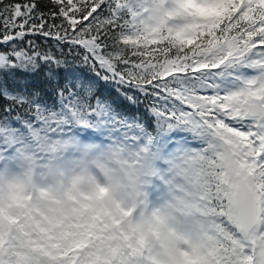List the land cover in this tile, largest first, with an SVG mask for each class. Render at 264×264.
Returning <instances> with one entry per match:
<instances>
[{
    "label": "rangeland",
    "instance_id": "1",
    "mask_svg": "<svg viewBox=\"0 0 264 264\" xmlns=\"http://www.w3.org/2000/svg\"><path fill=\"white\" fill-rule=\"evenodd\" d=\"M252 2L264 4L241 0L243 10ZM231 4L126 0L122 6L138 33L160 40L214 27ZM262 38L252 46L225 37L196 58L161 66L172 77L162 97L169 109L160 122L165 135L106 131L85 141L84 127L74 129L87 120L73 108L71 120L9 136V147L23 144L0 152V264H86L92 250L93 260L100 255L96 264H264ZM247 103L259 105L262 115L247 117ZM65 123L72 127L61 128ZM238 173L257 200L259 224L249 237L234 207ZM214 196L225 219L212 213ZM114 252L124 262L114 263Z\"/></svg>",
    "mask_w": 264,
    "mask_h": 264
},
{
    "label": "snow or ice",
    "instance_id": "2",
    "mask_svg": "<svg viewBox=\"0 0 264 264\" xmlns=\"http://www.w3.org/2000/svg\"><path fill=\"white\" fill-rule=\"evenodd\" d=\"M109 0H0V152L8 137L78 109L86 118L82 139L103 132H135L146 122L165 135L166 93L141 84L116 51ZM195 14V12H194ZM61 128L72 127L60 124ZM55 134V133H53ZM172 135H180L173 132Z\"/></svg>",
    "mask_w": 264,
    "mask_h": 264
},
{
    "label": "trees",
    "instance_id": "3",
    "mask_svg": "<svg viewBox=\"0 0 264 264\" xmlns=\"http://www.w3.org/2000/svg\"><path fill=\"white\" fill-rule=\"evenodd\" d=\"M125 2L126 0H109L108 7L111 13L108 19L113 22L112 36L116 48L112 54L118 58H124L132 65L128 71L137 77L141 84L155 82L153 86L158 87L164 93L167 89L165 82L172 78H165L164 72H159V68L165 63L196 58L197 53L221 42L225 37L236 36L240 38L239 42L250 45L263 37L261 24L264 4L258 2H252V9L246 12L243 10L244 4L241 3V0H233V4L226 6L225 11L221 12L219 21L214 27L196 31L186 38L167 37L160 40L145 37L136 31L132 26V13L127 10V7L122 6ZM138 125L146 130H153L147 127L146 122ZM29 129L31 128L29 127ZM212 203L216 205V207L212 206V213L225 219L223 207L219 206L217 196L213 197ZM89 253L86 264H96L94 260L98 259L100 255L97 254L93 260L94 250ZM113 257L116 258L114 263L124 262V257L120 252H114Z\"/></svg>",
    "mask_w": 264,
    "mask_h": 264
},
{
    "label": "water",
    "instance_id": "4",
    "mask_svg": "<svg viewBox=\"0 0 264 264\" xmlns=\"http://www.w3.org/2000/svg\"><path fill=\"white\" fill-rule=\"evenodd\" d=\"M262 110L255 104H247V115L258 117ZM235 209L241 232L248 237L258 223L257 202L248 179L241 173L236 175Z\"/></svg>",
    "mask_w": 264,
    "mask_h": 264
}]
</instances>
